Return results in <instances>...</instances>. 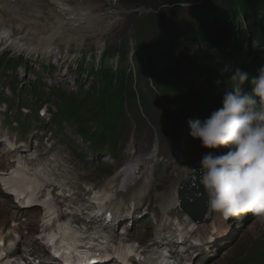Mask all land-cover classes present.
I'll return each instance as SVG.
<instances>
[{"label":"rangeland","instance_id":"obj_1","mask_svg":"<svg viewBox=\"0 0 264 264\" xmlns=\"http://www.w3.org/2000/svg\"><path fill=\"white\" fill-rule=\"evenodd\" d=\"M67 3H73L75 5L90 7L94 10L95 13H103L106 11L115 12L118 11V14L110 15L106 20H96L94 25L90 29L83 30L85 24H78V26L69 30L72 35V39L67 40L64 38H53L48 39V43L45 45L47 48H51L50 55L46 56V60H50V64L55 66L52 77L48 74L42 73L44 75V84L46 86H52L54 84L60 83L65 88H75L73 83L77 74L72 70H69L66 76L63 74L66 73L67 67L71 66L76 68L80 66L92 67L100 55L106 50L108 52V61L107 64L111 68H117L118 57L117 49H121L123 57V49L127 44L128 56L130 59V49L132 48V42L136 49H140L141 46L144 47L145 55L148 56L149 52H154L155 50L159 51L161 45L166 43L171 34L179 30L184 33L189 30L191 25L194 22V18L197 16H203L206 14V3L205 0H64ZM27 7H31L37 4V0H29ZM72 5V4H71ZM100 5V6H99ZM186 5V7H184ZM74 6V5H73ZM76 6V7H77ZM153 9L157 10L156 14L142 15L141 17L138 13L128 14L127 11L137 10V9ZM32 9V8H31ZM45 17L48 21L53 20V15L49 10L44 11ZM51 15H50V13ZM51 16V17H50ZM14 22L16 23L12 26L15 28L20 26L21 30L23 29L26 20H23L22 17L13 15ZM113 21V24L109 22ZM23 24V25H22ZM35 26H38V21L35 22ZM48 30L53 29L57 25L51 26V22H48L45 27H43L44 33ZM100 26L105 28L102 32H97ZM36 31V30H35ZM37 32V31H36ZM37 34H40L37 32ZM45 37V35H43ZM85 36L84 39H79V37ZM33 38H30V44L33 42ZM46 38V37H45ZM38 42V39L36 38ZM39 43V42H38ZM46 43V42H45ZM44 43V44H45ZM44 44H39V46H34L36 48L35 52L29 53L28 50L17 52L14 45L7 43L6 45L0 42V50L4 51L0 54V71L4 70L3 61H6L8 56L18 57L20 55L26 57L29 61L28 64L39 72L40 63L43 60V52L45 51L43 47ZM190 46L185 47L186 51L189 50ZM3 47V48H1ZM6 47V48H5ZM198 47L192 46L190 50H196ZM29 49V48H27ZM40 61H37V60ZM131 61V60H130ZM132 64V63H131ZM127 59L124 62V69H136V64L133 62L131 65ZM59 67H62L63 71H58ZM137 70V69H136ZM22 75L19 82H24L25 86L29 87L33 82L34 77L30 74H25L23 76L22 71L19 73ZM83 79H86V76L83 75ZM2 80H4V75L0 73V87L2 85ZM35 80V79H34ZM46 82V83H45ZM139 84L142 87V80L139 81ZM138 86V84H137ZM21 97L19 92L15 93V99ZM26 102V100H24ZM162 100L159 97H156L155 93L147 92V105L146 110L149 114L146 116L140 112L137 101L129 100L128 102V115L127 121L122 125L118 140L119 143H126L128 147V152L136 150L137 154H141L143 157L148 159L149 165L153 168L156 173V182L153 188L151 204L153 211L159 214L158 206V194H168L174 187L176 183L179 182L181 174L183 173V164L179 163L177 159H174L172 154L171 160L175 161L174 165L170 168L164 166L165 163H168L166 160L161 159L160 157L168 155L171 151L169 149H160L159 158L156 159L153 150L155 149L154 142V133H161V129L165 127L166 131L169 130L168 122L164 120V105H160ZM9 103V102H8ZM10 104V103H9ZM31 105L35 108L37 103H34L33 99ZM49 108V107H47ZM54 112V111H53ZM34 115H32V120ZM47 119L50 118V115L46 116ZM37 120V119H36ZM63 121V120H62ZM34 122V121H32ZM76 127L69 128L64 127V131L70 133L74 131ZM135 135L141 140V142H132V136ZM116 136H111V140L108 145L114 150H118V153L115 155V161L120 163L121 156L124 153V147L115 140ZM76 139V138H75ZM80 139V138H79ZM80 144L82 140L78 141ZM93 144V142H92ZM129 145V146H128ZM82 148V145H80ZM64 148L67 149V145H64ZM76 150V147H72ZM229 151V150H228ZM227 151V152H228ZM161 162V164H154L153 161ZM114 159L112 162L115 164ZM106 180H102L105 182ZM157 187H160V190H157ZM157 229L151 227L150 232H154ZM151 238V236H150ZM264 244V241L257 240L252 235L247 234L243 240L234 248V255H239L242 250H249V254L254 252L256 249L261 247ZM224 244H221L217 251L221 253L224 252L226 248L223 249ZM210 264V263H208Z\"/></svg>","mask_w":264,"mask_h":264},{"label":"clouds","instance_id":"obj_2","mask_svg":"<svg viewBox=\"0 0 264 264\" xmlns=\"http://www.w3.org/2000/svg\"><path fill=\"white\" fill-rule=\"evenodd\" d=\"M230 82L219 110L189 121L190 135L203 147L229 149L204 155L198 179L216 213L225 218L251 213L264 220V68L252 75L237 67Z\"/></svg>","mask_w":264,"mask_h":264},{"label":"bare ground","instance_id":"obj_3","mask_svg":"<svg viewBox=\"0 0 264 264\" xmlns=\"http://www.w3.org/2000/svg\"><path fill=\"white\" fill-rule=\"evenodd\" d=\"M28 1L29 0H0V42H3L5 45L8 42L15 44L14 47L18 51L28 50L29 52H35L36 48L34 46H39L40 43L44 44L46 42L43 45L45 46L48 43V39L59 38L60 36L63 40L64 38L70 40L72 39V35L69 30H71L73 26L76 27L78 24H85L82 29L83 31L90 29L96 20H107L110 15L116 14L114 12L97 14L90 7L77 6L71 2L67 3L64 0H37L36 5L28 8L27 5H30ZM45 10H49L52 13V21H48L45 17V15L48 14H45ZM13 15L22 17L23 20L27 21L22 30L20 26L14 27L16 23L14 22ZM36 21H38L37 27L35 26ZM48 22H51L52 27H54L53 25L57 26L50 30H48L47 26V31L44 33L43 27H45ZM111 23L112 21L110 24ZM102 29L103 26H100L97 32ZM35 30L40 34H37ZM43 35H45L46 38ZM33 37L35 38L30 44V38ZM36 38L39 43L36 41ZM84 38L85 36L79 37V39ZM50 51L51 49H47L45 52L49 53ZM224 151H222V153ZM142 164L141 161H137L134 165H131V162H129L128 165L124 166V168L108 182L104 189L112 187V190L115 189L118 195L127 201H137L139 204L142 203L146 199V191L143 188V184L145 179L150 175L147 164L145 162ZM27 175L26 173L24 181L25 186L28 184ZM65 179L71 183L69 176L65 177ZM65 186L67 185L65 184L64 187ZM68 192L73 194L76 200L73 198L66 200V206H68L66 207V211L76 215V210L81 209L83 205L82 200L86 201L90 193L86 194L84 197V194H82L80 189L76 186H74L73 191ZM161 200V208L164 214H167L170 213L171 210H175L181 198L178 194V190L174 189L170 194L163 196ZM69 207H72L74 210ZM218 221V213L213 211L209 205L207 216L204 220L203 232L208 234L210 232V223L215 222L217 225ZM11 224L12 221L9 222V225ZM221 227L222 225L220 224L219 228L221 229ZM235 231L237 232V229H235ZM221 237L222 235L219 238L221 239ZM163 240L164 238L161 236V233H156L155 238L151 240V244L147 248H153L151 247L152 245H156L158 242L161 243ZM181 248L183 249V246Z\"/></svg>","mask_w":264,"mask_h":264},{"label":"trees","instance_id":"obj_4","mask_svg":"<svg viewBox=\"0 0 264 264\" xmlns=\"http://www.w3.org/2000/svg\"><path fill=\"white\" fill-rule=\"evenodd\" d=\"M242 25L247 26L246 33L242 31ZM263 34L264 0H237L235 4H226L220 12L214 13L212 20L202 19L198 30L192 35L194 40L200 39L199 42L205 46V49L197 51L193 58L188 56L176 58L173 55L169 59L171 66H168V71L173 77V84L180 83L183 74L189 70L191 74L197 76L196 80L208 76L211 67L206 64V58L224 62L223 58L217 57L213 52L223 42L234 39L244 47L248 35L258 39ZM79 72L85 73L86 71Z\"/></svg>","mask_w":264,"mask_h":264},{"label":"snow or ice","instance_id":"obj_5","mask_svg":"<svg viewBox=\"0 0 264 264\" xmlns=\"http://www.w3.org/2000/svg\"><path fill=\"white\" fill-rule=\"evenodd\" d=\"M17 173L13 171L11 175L15 176ZM10 190V189H9ZM31 191V189H29ZM19 195V193H17ZM66 249L65 253L58 252L57 255H65V256H76L78 264H96V261L88 256H81V253L76 250L74 246H70L69 243L66 241L65 244L62 246ZM130 248L135 246H129ZM99 255V254H97Z\"/></svg>","mask_w":264,"mask_h":264}]
</instances>
